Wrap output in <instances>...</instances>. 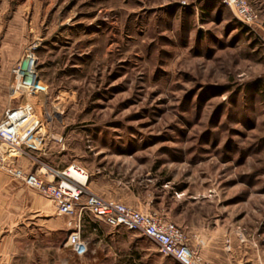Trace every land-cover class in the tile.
Returning <instances> with one entry per match:
<instances>
[{
  "label": "rangeland",
  "instance_id": "1",
  "mask_svg": "<svg viewBox=\"0 0 264 264\" xmlns=\"http://www.w3.org/2000/svg\"><path fill=\"white\" fill-rule=\"evenodd\" d=\"M247 1L253 28L217 0H0V120L30 102L52 119L44 147L16 165L27 174L79 165L107 200L209 227L206 261L255 260L264 245V0ZM30 48L47 90L35 98L13 91ZM235 226L249 235L230 256L223 234ZM113 230L59 216L0 169V264H90ZM75 231L87 254L67 246ZM124 232L133 261L120 264H178Z\"/></svg>",
  "mask_w": 264,
  "mask_h": 264
},
{
  "label": "built area",
  "instance_id": "2",
  "mask_svg": "<svg viewBox=\"0 0 264 264\" xmlns=\"http://www.w3.org/2000/svg\"><path fill=\"white\" fill-rule=\"evenodd\" d=\"M217 1L233 10L242 25L249 28L256 25L258 15L247 0ZM36 66L34 48H30L13 71L16 76L15 94L35 98L46 93ZM51 120L48 113L40 115L33 102L8 109L0 120V169L20 180L25 187L40 191L54 203L59 216L78 217L80 221L88 216L112 229L137 233L154 242L163 256L174 259L178 264H211L197 247L188 243L187 235L175 223L156 212H142L92 192L88 187L89 174L81 166L74 164L64 170H56L43 164L38 172L31 174L18 167L16 159L44 147ZM68 243L79 255L87 252V244L80 231L73 232Z\"/></svg>",
  "mask_w": 264,
  "mask_h": 264
},
{
  "label": "crops",
  "instance_id": "3",
  "mask_svg": "<svg viewBox=\"0 0 264 264\" xmlns=\"http://www.w3.org/2000/svg\"><path fill=\"white\" fill-rule=\"evenodd\" d=\"M199 202L201 201H199L198 198H195L192 203L193 205H198ZM47 214L49 215L47 216L49 223L51 222L55 223L56 222L55 217L51 216L54 214V212L51 210V212L48 211ZM175 224L179 226L185 232L186 235L194 234L195 236H197L198 243L201 244V248H200L201 254H203V250L213 242V239L211 238V236L213 235V231L209 227H206V226H202V228L197 227L195 225L196 224L195 221H192L191 223H187L184 226H181L178 223H175ZM248 231H249L248 229L243 228L242 226H235L234 228L230 227L228 229H225V233L223 234V243L225 244V248L227 252L230 253L229 254L230 256H233L231 253L234 252V250L236 249L235 246L237 244L241 245L247 241L246 236L249 235ZM108 235L112 236L110 239L111 241L107 240L106 242L104 241L105 239L103 238V242H100L94 250L93 249L90 250L92 257L88 259V257L86 258L85 256V258L88 259V262L90 264H120L123 261L132 263L133 260L131 259V254H130L131 245H127L126 243L124 244L121 241L123 237L127 235V233L124 232L123 229H119L115 231L113 230ZM198 235H200V237ZM255 244L257 246V242ZM67 246L71 247L69 244H67ZM263 246H261V250L259 248L256 249L255 260L248 259L247 262H244L243 260H239V261H236L235 264H264V255L262 253ZM87 253H88V250L85 254ZM232 260H235V258L233 257ZM209 262L211 264H214L211 261Z\"/></svg>",
  "mask_w": 264,
  "mask_h": 264
},
{
  "label": "bare ground",
  "instance_id": "4",
  "mask_svg": "<svg viewBox=\"0 0 264 264\" xmlns=\"http://www.w3.org/2000/svg\"><path fill=\"white\" fill-rule=\"evenodd\" d=\"M24 65H27V62ZM24 65H23V67H24Z\"/></svg>",
  "mask_w": 264,
  "mask_h": 264
}]
</instances>
